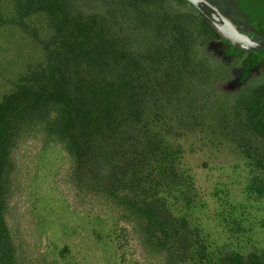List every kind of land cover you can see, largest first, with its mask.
Returning <instances> with one entry per match:
<instances>
[{"label":"rangeland","instance_id":"374dc122","mask_svg":"<svg viewBox=\"0 0 264 264\" xmlns=\"http://www.w3.org/2000/svg\"><path fill=\"white\" fill-rule=\"evenodd\" d=\"M210 1L255 31L233 0ZM36 73H105L107 89L120 90L114 126L131 131L110 134L112 156L103 154L102 170L94 166L82 183L63 144L40 130L21 140L7 214L19 264H169L100 192L129 142L142 150L150 139L179 150L191 176L165 194L176 216L200 228L214 253L264 251V139L247 115L264 84V59L233 52L186 0H0V101ZM125 92L133 108L122 121Z\"/></svg>","mask_w":264,"mask_h":264},{"label":"trees","instance_id":"16d2710c","mask_svg":"<svg viewBox=\"0 0 264 264\" xmlns=\"http://www.w3.org/2000/svg\"><path fill=\"white\" fill-rule=\"evenodd\" d=\"M233 2L264 36V0ZM71 38L76 47L81 48L78 56L83 54L86 58L87 46L76 41L78 36L74 38L73 34ZM231 50L238 52L232 46ZM249 53L253 59H264V50ZM105 75L36 73L33 82L0 101V264H19L7 214L16 170L14 151L21 140L40 130L63 144L73 160L74 176L80 183L87 171L95 167L102 170L103 164L97 161L103 154L104 160L109 161L112 156H107L111 148L110 134L121 129L123 133L131 131L125 124L114 126L117 123L115 110L120 108V90L110 92ZM171 76L174 77L168 79L167 76L165 86L173 89L172 79L179 75ZM111 78L110 86L116 89L118 80ZM132 81L122 79L129 88ZM132 95L131 92L127 95L124 113L118 112L122 121L133 108ZM101 115L106 122L99 117ZM247 115L251 130L264 139V84L254 89ZM141 148L138 150L137 144L129 142L122 152L124 159L116 169H108L106 180L110 182L100 192L114 200L137 223L147 246L163 253L169 264H264V251L214 253L202 237L201 229L186 216H176L168 204L166 193L170 194L175 185L182 188L191 183V176L181 170L179 150L161 139H150ZM260 185L259 191L264 193V182L260 181ZM161 187L162 194L159 193Z\"/></svg>","mask_w":264,"mask_h":264},{"label":"water","instance_id":"95a60500","mask_svg":"<svg viewBox=\"0 0 264 264\" xmlns=\"http://www.w3.org/2000/svg\"><path fill=\"white\" fill-rule=\"evenodd\" d=\"M197 8L205 19L214 27V29L223 38L229 39L237 47L245 49H257L260 40V33L254 28V32L242 29L237 26L229 17L221 12L216 6L208 0H187ZM262 42V41H261ZM263 43V42H262ZM264 45V44H262Z\"/></svg>","mask_w":264,"mask_h":264},{"label":"flooded vegetation","instance_id":"af4514ba","mask_svg":"<svg viewBox=\"0 0 264 264\" xmlns=\"http://www.w3.org/2000/svg\"><path fill=\"white\" fill-rule=\"evenodd\" d=\"M187 1V0H186ZM210 3H212L210 0H208ZM188 2V1H187ZM189 3V2H188ZM189 4H191V3H189ZM214 6H216L214 3H212ZM192 5V4H191ZM194 7V6H193ZM217 7V6H216ZM195 8V7H194ZM218 8V7H217ZM195 9H197V8H195ZM219 9V8H218ZM198 10V9H197ZM220 10V9H219ZM222 12V11H221ZM223 14H225L224 12H222ZM227 17H229L227 14H225ZM230 18V17H229ZM231 19V18H230ZM231 21H233L232 19H231ZM234 22V21H233ZM235 23V22H234ZM236 24V23H235ZM260 33V32H259ZM219 34V33H218ZM260 40H262V42L264 41V36H263V34H262V32L260 33ZM221 38H222V40H225L227 43H229V44H231V46L233 47V49L235 50V51H248V52H251V51H258V52H262L263 50H264V45H262L261 46V48L260 47H258L257 49H245V48H242V47H237V48H235L237 45L235 44V43H233V42H231L229 39H227V38H223L222 36H220Z\"/></svg>","mask_w":264,"mask_h":264}]
</instances>
